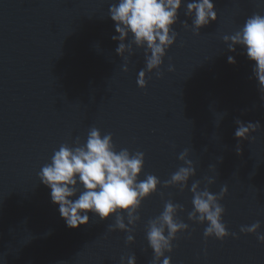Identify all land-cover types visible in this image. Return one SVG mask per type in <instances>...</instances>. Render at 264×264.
I'll list each match as a JSON object with an SVG mask.
<instances>
[{
    "label": "water",
    "instance_id": "1",
    "mask_svg": "<svg viewBox=\"0 0 264 264\" xmlns=\"http://www.w3.org/2000/svg\"><path fill=\"white\" fill-rule=\"evenodd\" d=\"M213 2L217 20L198 35L178 22L162 76L147 73L140 88L143 49H134L125 72L112 40L108 12L118 0H0V264H120L132 254L136 264H151L147 224L169 200L183 206L177 219L189 225L166 253L171 264H264V243L240 232L259 221L264 233V91L254 62L223 41L254 13L264 15V0ZM184 12L179 20L191 25ZM237 119L261 127L238 140ZM93 127L111 133L117 151L145 154L139 180L151 174L161 181L142 202L134 243L126 242L128 233L108 230L114 218L90 214L87 225L68 228L39 181L54 150L77 137L85 143ZM185 149L196 175L183 192L163 187L184 166L178 156ZM207 177L213 194L227 187L222 219L238 238L205 239L207 223L188 219L191 184L203 189Z\"/></svg>",
    "mask_w": 264,
    "mask_h": 264
},
{
    "label": "clouds",
    "instance_id": "2",
    "mask_svg": "<svg viewBox=\"0 0 264 264\" xmlns=\"http://www.w3.org/2000/svg\"><path fill=\"white\" fill-rule=\"evenodd\" d=\"M185 9L188 22L179 20L181 8ZM108 17L114 22L117 35L112 36L118 41L116 54L125 60L123 71L127 72L128 57L134 49H143L145 68L138 72L137 85L147 86V73L159 71L167 50L176 42L178 33L174 26L179 22L185 29L199 34L201 29L217 20V12L213 0H118L109 6ZM223 41L230 52L239 46L247 58L253 63V76L258 82L259 91H264V15L254 13L248 17L243 26L232 35L223 36ZM127 54V56L125 55ZM228 63L235 64V58L228 56ZM169 71L172 67L169 66ZM237 128L235 137L248 140L251 133L261 127L259 122L235 121ZM240 148L237 149V153ZM185 149L178 156L184 166L163 182V187L176 186L181 192L188 186L191 177L196 175L193 162L188 158ZM145 154L141 151L130 153L127 148L119 151L113 143L111 133L102 136L98 128H91L85 143L77 137L73 146L62 144L54 150L51 161L45 164L38 173L39 181L48 187L51 202L58 206L60 217L70 229H78L89 223L90 214L100 220L114 218L109 231L120 230L128 233L126 242H135L134 232L137 222L141 219L138 212L142 202L158 191L161 181L155 175L148 174L139 180L143 171ZM207 183L201 189L200 181L191 184L193 210L188 219L195 223H207L204 230L205 239L214 237L223 241L229 235L238 238L236 233H229L223 215L225 208L220 200L227 194L223 187L219 194L210 192L208 185L215 181L206 178ZM178 211H184L180 204L171 200L164 205L163 212L147 224L146 239L153 251L151 264H171V257L166 253L173 251V241L178 233L188 230L189 225L177 219ZM260 222L251 226H241L240 232L255 234L260 243H264V233H260ZM120 264H136V256H121Z\"/></svg>",
    "mask_w": 264,
    "mask_h": 264
}]
</instances>
